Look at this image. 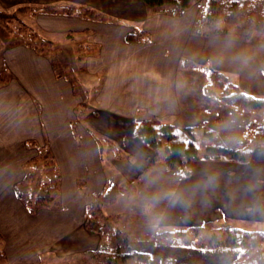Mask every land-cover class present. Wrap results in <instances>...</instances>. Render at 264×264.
<instances>
[{
    "label": "crops",
    "instance_id": "crops-1",
    "mask_svg": "<svg viewBox=\"0 0 264 264\" xmlns=\"http://www.w3.org/2000/svg\"><path fill=\"white\" fill-rule=\"evenodd\" d=\"M35 1L20 3L72 7L73 15L52 16L57 21L46 20L49 28L43 29L48 39L72 32L80 50L71 66L60 61L62 53L36 52L18 42L0 48V238L6 264H62L98 252L99 238L84 227L85 208L107 187L139 181L154 159V151L136 136L138 121L188 128L213 107L239 111L207 97L205 72L180 67L182 61L223 72L244 92L264 97V29L249 40L205 37L194 33L197 12L190 8L155 14L143 0ZM129 34L133 37L126 40ZM212 116L214 124L224 122ZM96 139L116 152L107 147L104 159ZM40 149L49 150L55 164L46 184L58 177V206L31 214L16 189ZM107 172L116 179L109 186ZM190 172L186 178L175 174L170 193H183V200L172 203L167 197L160 206L156 237L163 229L221 221L254 232L250 223L264 222V147H254L245 164L199 159ZM207 174L217 177L211 188L204 183ZM140 193L138 187L135 195H120L105 207ZM145 205L140 212L146 214ZM106 208L105 215H117ZM225 261L221 264L239 259Z\"/></svg>",
    "mask_w": 264,
    "mask_h": 264
},
{
    "label": "trees",
    "instance_id": "trees-1",
    "mask_svg": "<svg viewBox=\"0 0 264 264\" xmlns=\"http://www.w3.org/2000/svg\"><path fill=\"white\" fill-rule=\"evenodd\" d=\"M196 2L197 0H143L148 10L154 13L169 12L171 14H179ZM261 4L255 5L253 4V0H225L224 2H218V0H205L201 5V15L199 14L195 22L194 32L197 35L205 37L228 38L230 37L229 35L238 37L241 33L240 31L247 30L246 24H251L253 28L247 31L258 33L264 29V0H261ZM166 6H171L172 9L168 11V7ZM17 10L18 13H23L28 10L34 11V8L32 9V7L27 6L20 7ZM44 10V8L41 9V11ZM88 13L94 14V12ZM248 13L255 15L257 18L250 19V21L241 20L240 17ZM67 14L71 13L68 12ZM97 17L98 19H102V16ZM15 19L16 16L13 15V13L6 14L5 11L0 9V25H7ZM233 24L236 27H226V25ZM132 37L133 36L129 34L126 40H130ZM251 37H243L241 40H249ZM29 45L30 43L26 44V46L33 48L36 52H43V49ZM180 67H192L203 70L206 75L203 93L218 103L239 111H264V97H256L244 92L235 82L231 81L225 73L214 70L209 66L199 67L188 61H182ZM77 112H82V109H77ZM246 129L247 142L243 147L227 149L215 144H210L205 146L201 153H199V149L194 144L195 129L190 127H175L170 124L156 121L141 120L136 124L135 133L136 136L154 151L156 158L163 157L168 168L177 170L182 178H186L191 173V162L199 159L232 161L237 164L247 163L251 158L252 149L254 147H264V115L259 124L253 125L252 122L247 125ZM210 134L211 132L205 131V136H209ZM103 142L106 144V147L114 150V153L116 152L107 141L96 139L99 150L102 149ZM29 165L32 170L25 171V176L16 189L21 198H23L22 185L32 180L39 168H45L50 165L55 166L53 158L47 149H40L37 158L31 160ZM57 178L58 177H56L53 182L40 184L38 195L26 197L25 204L31 214L35 213L36 210L42 206L50 208L58 206L57 197L59 187ZM134 192L135 184L128 183L124 186L113 184L96 196L94 202L85 208L83 218L85 229L91 234L99 235L100 239L105 237L103 238L105 246L101 248L103 250L98 251L100 256L102 255L106 258V263L104 264H119L122 261H128L130 259L134 261H150L148 253L135 252L130 249L127 234L122 232V229H118L116 222L102 211L106 204L115 201L118 196L123 194L132 195ZM224 222L226 224L222 223L220 226H214L212 222H205L196 226L174 228V230H166L158 234V236L161 238H170L175 240L174 242L176 244H179L181 243L179 237L191 235L193 241L190 245L197 248L204 250L217 248L238 250L240 251L238 252L239 256L246 258L244 250L245 244L249 243L255 246L258 239L256 237V239H248H250L253 234L257 236V234L260 233L234 228L228 225L226 221ZM212 231L215 233L221 232L225 237L219 239L217 236L213 235V237H208L207 245L198 246L195 244L196 234L199 232L203 234V232ZM202 234L200 235L201 237ZM200 236L199 239H201ZM247 261L246 263H244V261H238L232 264H252V257L250 256ZM5 263L6 258L0 238V264Z\"/></svg>",
    "mask_w": 264,
    "mask_h": 264
},
{
    "label": "rangeland",
    "instance_id": "rangeland-1",
    "mask_svg": "<svg viewBox=\"0 0 264 264\" xmlns=\"http://www.w3.org/2000/svg\"><path fill=\"white\" fill-rule=\"evenodd\" d=\"M0 9L5 11L6 14H12L16 16V19L9 24L0 25V48L1 50L7 49L13 42L22 43L24 45L29 44V46H36L40 49H43V51H50L53 53L61 54V58H63L60 61H63L64 64L69 63L71 66L74 62V52L80 50V43L78 42L77 38L73 37L72 32H67L62 35L54 34L51 37L46 35V31L43 29L45 26L46 28L48 26L46 20H52L57 21V15H65L68 12L71 13L72 7H65L62 8L61 6H53V7H46L44 8V11H41V6H35L37 4L27 5L29 3H20L23 0H0ZM225 0H218V2H224ZM230 1V0H226ZM35 2L41 3L42 0H37ZM205 2V0H197V2L193 5H191L189 8L192 9V11L197 12V16L195 17V21L198 19L200 10L202 8V4ZM253 4H261V0H253ZM41 5V4H39ZM262 5V4H261ZM32 7L34 8V11L28 10L23 13H18V10L20 7ZM168 7V11L172 9L171 6ZM188 8V9H189ZM47 9V10H46ZM17 10V11H16ZM187 10V9H186ZM46 12V13H45ZM252 12V11H250ZM65 13V14H64ZM155 14H169V12H156ZM68 15H73L68 14ZM201 15V14H200ZM66 16V15H65ZM73 17V16H71ZM69 17V18H71ZM92 17L94 19H97L98 17L92 14ZM241 20H249L250 19H256L255 15L252 14H245L244 16L240 17ZM252 21V20H251ZM45 23V24H44ZM252 23V22H250ZM44 25V26H43ZM64 25V24H63ZM50 27H53L50 24ZM226 27H236L233 25H226ZM246 29L249 30L253 28V25L246 24ZM263 27V26H262ZM49 28V27H48ZM53 28H63V27H53ZM240 31V35L238 37L229 35L230 38H238L242 39L243 37H251L255 36L256 32L254 31ZM262 32V31H260ZM195 33V32H194ZM255 34V35H254ZM62 38V39H61ZM56 44V45H55ZM65 53V56H64ZM80 55V53H79ZM82 94V93H80ZM219 104V103H218ZM221 105V104H220ZM221 107V106H220ZM226 108H211L210 113L207 114V117H203L202 119H196L195 121H192L190 123V128H196L194 133V144L199 149V153H201L205 146H208L210 144H215L217 146L232 149L236 147H243L247 142V134H246V126L253 122V125H257L261 122L264 111H243V112H226ZM237 111V110H235ZM216 114V116H221L223 118V123L216 125L213 121V116ZM214 116V117H216ZM236 117V118H235ZM206 122V123H205ZM203 125H206L205 128H201ZM213 133L215 136L211 138L210 140L205 139V131H209ZM103 148L104 155L103 158L105 159L107 155V147L106 144L103 142ZM225 146V147H224ZM49 151V150H48ZM122 153V152H121ZM120 153V156L122 158V155ZM123 154V153H122ZM113 155V154H112ZM124 155V154H123ZM154 155V154H153ZM116 155H113L115 157ZM158 158V159H157ZM155 157L151 161H149L148 165V171L146 173L141 174V179L139 181H134L135 186V192L132 195H135L137 192V188L140 187L141 193L137 196V198H127V197H121L118 198V201L114 203L111 206H108L107 208L103 207V213L104 209L106 208V211L115 210L114 212L117 213V215H111L113 218H116L117 220H121L120 222H116V226L118 229H122L121 226H124L126 228V231L122 229V232H125L127 234L130 249L135 252L140 253H148L150 256V261H134L133 259H130L128 261H122L120 263L123 264H221L222 261L225 260H231V259H239V261H244V263L248 262L247 259L249 257H252V264H264V222L258 221V223H250L251 226H254L257 229H254L256 232H259L260 234H253L250 239H258L255 246L250 245L249 243L245 244L244 250H245V257H239L236 255V253L240 252L238 250L233 249H208L204 250L201 248H197L193 245H190L193 241V237L191 235L188 236H181L179 237L181 239V243L176 244L174 241L170 238H161L156 237L155 235V223L154 221L156 219L155 216L158 213V209L160 206H162L168 197V194L170 193V190L173 186V181L176 177L177 170L170 169L166 166V163L164 161L163 157ZM114 159V158H113ZM49 160V159H48ZM47 160V161H48ZM54 165H50L48 167H45L41 169L40 171H36V174L34 175L33 179L29 182L22 185L23 191L22 195L23 198L29 197L30 195L36 196L39 193V185L45 184L48 179L46 177H52L54 172ZM108 178V185H111V182L116 181V179L113 178L111 173H106ZM177 179H179L177 177ZM35 181V182H34ZM42 182V183H41ZM50 182H53L51 180ZM136 182V183H135ZM122 183H124L122 181ZM153 197H160L161 199L157 203L153 200ZM147 203V204H146ZM146 204V205H145ZM145 205V208H143V211H146L147 213L140 212V209L142 206ZM37 207V206H36ZM39 207V205H38ZM50 207H39L37 211L41 209H48ZM110 209V210H109ZM150 211V212H148ZM33 213V214H36ZM123 213V217L121 215ZM112 214V213H110ZM110 216V215H109ZM110 216V217H111ZM111 217V218H112ZM84 222V221H83ZM227 222V221H226ZM214 223V222H212ZM222 223L226 224L224 221L214 223V226H220ZM228 225L234 227L236 225L227 222ZM217 228V227H216ZM235 228V227H234ZM248 230L249 228L246 227ZM21 237L23 240H26L27 244L29 242L28 238L26 237V231L25 229L21 228ZM164 231L167 229H163ZM162 230V232H164ZM174 230L173 228H170L169 231ZM159 231V230H158ZM161 232V233H162ZM40 234V232H39ZM153 234V235H152ZM202 232H199L196 234V245H207L208 243V237H213V235L217 236L219 239L225 237L224 234L221 232L215 233V232H203L202 237L200 236ZM223 234V235H222ZM96 235V234H93ZM97 239L100 240V246L98 248V251L103 250L101 249L103 246H105V242L102 239H100L99 235H96ZM199 236L201 239H199ZM256 237V238H255ZM261 239V240H260ZM256 241V240H255ZM260 241V242H259ZM54 252L57 253L58 257H62V252L60 249H57V247L54 245L53 247ZM244 252V251H242ZM62 259V258H61ZM106 258L104 256H100L99 252L91 254H84L81 258L78 259H71V260H65L62 262V264H104L106 263ZM66 261H70L71 263H67ZM7 262V261H6ZM58 261H56L54 264H57ZM226 262V261H225ZM24 261H18L14 262L13 264H23ZM48 263V261H47ZM42 263V264H47ZM119 263V264H120ZM6 264V263H5Z\"/></svg>",
    "mask_w": 264,
    "mask_h": 264
},
{
    "label": "clouds",
    "instance_id": "clouds-1",
    "mask_svg": "<svg viewBox=\"0 0 264 264\" xmlns=\"http://www.w3.org/2000/svg\"><path fill=\"white\" fill-rule=\"evenodd\" d=\"M217 180V177L212 175V174H207L206 179H205V186L208 188H211L215 185ZM183 193L181 192H172L168 194V198L172 203H177L181 202L183 200ZM161 198L160 197H153V200L156 201L157 203L159 202Z\"/></svg>",
    "mask_w": 264,
    "mask_h": 264
}]
</instances>
